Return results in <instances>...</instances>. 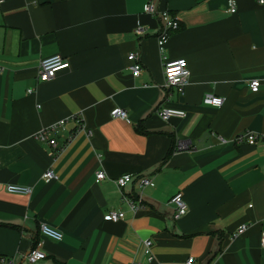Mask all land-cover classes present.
Here are the masks:
<instances>
[{"label":"crops","instance_id":"0c3cea01","mask_svg":"<svg viewBox=\"0 0 264 264\" xmlns=\"http://www.w3.org/2000/svg\"><path fill=\"white\" fill-rule=\"evenodd\" d=\"M1 1L0 255L29 264L23 254L37 247L36 264H264L263 146L232 141L264 133V5L236 0L229 13L226 0H155L179 20L163 46L168 60L187 61L189 82L178 92L163 87L161 22L144 13L149 0ZM129 52L139 55L138 76ZM56 54L69 67L39 81L40 61ZM206 94L223 104L205 105ZM159 106L186 116L163 120ZM117 107L127 119L111 115ZM60 120L55 148L34 138ZM177 139L191 149L175 151ZM47 169L57 178L43 179ZM126 174L122 192L141 194L137 211L114 183ZM141 177L151 180L143 189ZM8 183L32 192L9 193ZM177 192L187 213L174 220ZM111 210L124 216L105 220ZM40 224L62 239L41 235ZM240 224L246 230L233 237Z\"/></svg>","mask_w":264,"mask_h":264},{"label":"built area","instance_id":"2783aa9c","mask_svg":"<svg viewBox=\"0 0 264 264\" xmlns=\"http://www.w3.org/2000/svg\"><path fill=\"white\" fill-rule=\"evenodd\" d=\"M227 2V10L229 13L236 12V0H226ZM258 4L264 5V0H257ZM2 1L0 0V7ZM144 13L150 15H156L159 17L161 22V29L159 33L156 35L157 45L159 51L161 53V63L164 74V82L163 87L165 89L174 88L178 92H182L184 87L189 82V69L187 67V61L184 58H178L173 60H168L163 55V46L167 42L170 34L173 31L179 29V20L178 17L171 14L168 10L158 11L155 0H149L143 8ZM136 33L140 34L143 32V28L138 26L136 28ZM127 58L130 62L128 65L131 73L134 76H138L142 71V65L139 60V55L136 52H129L127 54ZM69 67V62L63 56L56 54L47 58H44L40 61L37 71V78L39 81H48L52 79L59 70L66 69ZM261 80L256 78L249 81V89L251 92H257L261 86ZM33 89H28V92H32ZM224 99L219 96H215L212 94H206L203 97V103L212 107H220L223 104ZM157 115L163 119L168 120L171 117L184 118L186 116L185 111L169 106H159L156 109ZM111 115L115 118L127 119V113L122 108H114L111 111ZM65 123V120H60L49 127L42 128L36 134H34V138L41 142H45L49 144L51 147L55 148L56 143L52 133H55L59 127H61ZM90 134V132H88ZM222 142V138H220ZM235 143L245 142L249 145L260 144L263 146L262 153L264 155V133H256L252 131L242 132L237 134L233 140ZM191 149L190 142L186 140L177 139L174 143L175 151H188ZM106 177L105 172L103 170H99L96 172V180H102ZM42 178L46 181L56 179L52 169H47ZM131 180V176L129 174L123 175L121 177L115 178L114 183L117 187V190L121 194V198L124 202H126L132 211H137L138 209L143 207L141 194H137V196L127 197L123 194L122 190L126 186V184ZM150 179L148 177H141L139 180V188L143 189L145 186L150 184ZM0 182V187H1ZM5 189L9 193L14 194H24L29 195L32 192V188L30 186H24L19 184H4ZM170 203L173 206V219L177 220L184 216L187 213V205L183 199V195L181 192H177L170 199ZM124 216L122 211H109L105 216V220L116 221L121 219ZM246 224H240L236 229V232L233 234V237L241 235L246 230ZM40 233L44 237H47L53 241H60L63 237L61 231L54 229L46 224H40ZM260 244L261 247L264 248V231L260 236ZM144 254L146 255V259L148 262L152 261L153 253L151 250L152 242L149 239H145L143 241ZM43 258V254L39 251L37 247H32L28 251L23 254V260L28 262L29 264H36ZM194 258L189 257L185 264H193ZM0 264H18L13 257H8L4 255H0ZM131 264H143L140 261H134Z\"/></svg>","mask_w":264,"mask_h":264}]
</instances>
